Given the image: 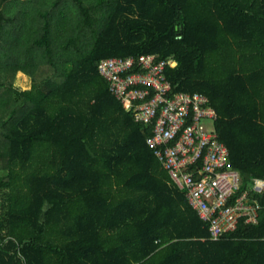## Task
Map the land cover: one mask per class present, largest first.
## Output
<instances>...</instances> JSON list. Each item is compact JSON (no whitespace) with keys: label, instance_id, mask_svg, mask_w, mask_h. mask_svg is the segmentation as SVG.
Instances as JSON below:
<instances>
[{"label":"trees","instance_id":"trees-1","mask_svg":"<svg viewBox=\"0 0 264 264\" xmlns=\"http://www.w3.org/2000/svg\"><path fill=\"white\" fill-rule=\"evenodd\" d=\"M144 54L210 99L239 195L264 181V0H0V264H264V196L212 241L98 74Z\"/></svg>","mask_w":264,"mask_h":264},{"label":"built area","instance_id":"built-area-1","mask_svg":"<svg viewBox=\"0 0 264 264\" xmlns=\"http://www.w3.org/2000/svg\"><path fill=\"white\" fill-rule=\"evenodd\" d=\"M175 66L172 57L159 60L157 54H144L101 61L97 70L124 107L135 112L136 121L153 126L149 147L171 183L210 224L211 240L217 242L234 233L241 220L257 223L262 205L252 194L264 196V181L252 180L239 195L242 179L217 132L219 115L205 95L173 93L165 71Z\"/></svg>","mask_w":264,"mask_h":264},{"label":"rangeland","instance_id":"rangeland-1","mask_svg":"<svg viewBox=\"0 0 264 264\" xmlns=\"http://www.w3.org/2000/svg\"><path fill=\"white\" fill-rule=\"evenodd\" d=\"M43 72L46 73V69ZM15 86L19 90H28L30 88V82L24 76L18 75Z\"/></svg>","mask_w":264,"mask_h":264}]
</instances>
